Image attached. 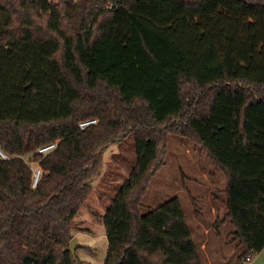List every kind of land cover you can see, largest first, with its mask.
Masks as SVG:
<instances>
[{"label": "trees", "instance_id": "trees-1", "mask_svg": "<svg viewBox=\"0 0 264 264\" xmlns=\"http://www.w3.org/2000/svg\"><path fill=\"white\" fill-rule=\"evenodd\" d=\"M129 132L103 264H205L177 197L140 212L170 135L226 177L213 228L242 262L263 250L264 0H0V264H85L73 219Z\"/></svg>", "mask_w": 264, "mask_h": 264}, {"label": "rangeland", "instance_id": "rangeland-1", "mask_svg": "<svg viewBox=\"0 0 264 264\" xmlns=\"http://www.w3.org/2000/svg\"><path fill=\"white\" fill-rule=\"evenodd\" d=\"M135 158L134 135L129 132L104 150L98 172L88 180L93 193L75 215L72 229L79 243L75 255L85 264L104 262L107 241L98 214L104 213L107 195L126 179ZM159 163L143 197L141 213L177 197L205 264H264V258H258L261 251L250 255L248 262L239 259L235 244L226 243L225 238L232 231L228 222L213 228L225 213L226 177L204 151L187 138L170 135ZM32 167L33 171L37 169L34 163Z\"/></svg>", "mask_w": 264, "mask_h": 264}, {"label": "built area", "instance_id": "built-area-1", "mask_svg": "<svg viewBox=\"0 0 264 264\" xmlns=\"http://www.w3.org/2000/svg\"><path fill=\"white\" fill-rule=\"evenodd\" d=\"M95 122V119H89V120H85V121H81L79 123V127L81 129H83L84 127H86L87 125L91 124V123H94ZM55 144L54 143H50V144H47V145H44V146H41L37 149V152L38 153H45L46 151H48L49 149H51ZM0 155L2 157H5V155L2 153V151L0 150ZM40 174V170L37 168L35 171H33V180H32V184L34 185L38 179V176ZM250 260V257H246V261H249Z\"/></svg>", "mask_w": 264, "mask_h": 264}, {"label": "water", "instance_id": "water-1", "mask_svg": "<svg viewBox=\"0 0 264 264\" xmlns=\"http://www.w3.org/2000/svg\"><path fill=\"white\" fill-rule=\"evenodd\" d=\"M79 246V243L76 237H72L69 241V245L67 246L66 250H68L73 256L75 255V249Z\"/></svg>", "mask_w": 264, "mask_h": 264}, {"label": "crops", "instance_id": "crops-1", "mask_svg": "<svg viewBox=\"0 0 264 264\" xmlns=\"http://www.w3.org/2000/svg\"><path fill=\"white\" fill-rule=\"evenodd\" d=\"M203 230H204V233H205V234H208V233H207V229L203 228ZM203 248H204V247H203ZM261 256L264 258V248H263V250H261V252L259 253L258 258H260ZM250 260H251V258H250ZM250 260H249V261H250ZM247 262H248V261H247Z\"/></svg>", "mask_w": 264, "mask_h": 264}]
</instances>
